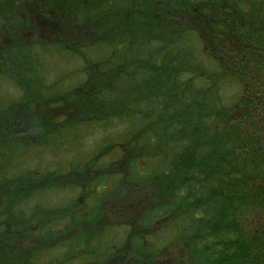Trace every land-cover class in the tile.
Returning <instances> with one entry per match:
<instances>
[{"label":"rangeland","instance_id":"374dc122","mask_svg":"<svg viewBox=\"0 0 264 264\" xmlns=\"http://www.w3.org/2000/svg\"><path fill=\"white\" fill-rule=\"evenodd\" d=\"M125 1L130 4L128 9L120 11L111 4L110 10L97 17L91 16V9L111 0H6L0 6V105H3L0 108V137L4 132L8 137L36 143L50 131L59 138L55 141L51 136L52 144L38 143L9 161L16 177L20 175L16 185L21 192H31V172L39 174L36 187L46 192L45 207L49 209L47 216L53 220L51 227L60 228L59 236L40 242L36 235L39 222L28 221L29 226L22 227L20 238L7 239L6 243L13 244L15 251L1 252V262L3 254L13 252L29 259L33 255L32 247L42 251L50 245L49 250L40 254L43 257L39 259L40 264H75L78 253L83 252L76 247L77 251L68 253L66 248L70 238L74 237L86 246L92 237L105 231L104 237L113 235L115 246H111L114 254L104 264L206 263L208 254H198V246L192 239L175 230V215L146 228H155L153 230H145L146 226L141 224L144 211L171 199L172 182L134 187L125 180H129L127 176L132 173H135L132 179L147 174L168 157L169 149L160 144L163 133L154 123L155 117L153 120L146 117L138 130H135L138 125H130L133 111L129 108L133 99L131 91H134L131 82L127 87L117 88L116 102L93 96L92 91L97 86L115 85L119 78L116 71L121 70L119 63L115 66L109 62L103 64L96 58L100 47H110L112 51L121 48L124 43L118 39L127 31L131 37L125 39H130L131 43L151 42L146 51L135 44L126 48L124 63L119 61L123 70L137 71L136 89L145 81L147 91L144 94H147L148 78L152 73L150 58L154 54L162 56L161 49L165 45L160 41L167 40L166 28L171 27L173 37L170 40L176 43L177 53L156 60V64L163 65L156 82L163 84L164 90L167 79L176 87L181 85L185 92L192 91L190 100L194 97L195 86L201 91V98L205 97L204 104L212 95L217 96L221 104H231V108L237 109V102L252 97L253 93L264 99V0H243L242 10L238 8L236 12L232 10L236 8L235 2L226 0H190L188 7L179 4V0ZM133 15L139 18L134 20ZM153 21L155 24L150 25ZM134 22V27L129 25ZM194 25L199 26L194 29L198 30L196 33L190 29L182 34L181 28H193ZM178 33L180 42L176 39ZM199 34L201 37L197 39ZM256 42L260 46L256 47ZM21 50L27 51L24 59L19 56ZM118 57L117 54L116 60ZM218 59L226 72L215 73ZM24 60L25 66H22ZM234 69L241 71V81L234 77ZM53 86L57 91L51 92ZM204 89L209 93L203 92ZM71 91L74 97L67 98ZM153 91L156 92L152 90L150 95ZM162 93L160 90L159 94ZM42 95H48L47 101L38 104L36 100ZM160 96L157 94L156 97ZM62 115L66 117L60 118ZM115 115L121 119H108L105 123L94 120ZM82 118L87 122L81 121ZM24 119L36 120L38 127ZM170 121L176 123L173 118ZM102 167L104 170L100 169ZM46 169L67 174L64 178L49 177L45 175ZM104 174L106 180H103ZM112 174L124 182L117 192L115 183L109 182ZM64 179L72 180L77 190L64 187ZM95 181L97 185H105L110 192H116L115 196L106 201L107 206L102 207L94 221L75 222L73 219L70 225H65L62 219L77 213L75 204H70L71 198L80 191L82 195H88L91 190L87 187ZM35 202H28V211L34 209L31 206ZM2 204L1 200L0 209ZM41 215L44 216V210ZM167 222H170L168 227L163 226ZM109 228L113 231L108 232ZM164 229H169V234ZM159 233L161 248L153 258L147 252L150 244L146 238L153 235L154 240Z\"/></svg>","mask_w":264,"mask_h":264},{"label":"trees","instance_id":"16d2710c","mask_svg":"<svg viewBox=\"0 0 264 264\" xmlns=\"http://www.w3.org/2000/svg\"><path fill=\"white\" fill-rule=\"evenodd\" d=\"M226 1L235 2L233 4L236 8L232 9L235 12L238 8L241 10L243 8V0L241 2ZM5 3L6 0H0V6ZM111 4L120 11L128 9L130 6L129 2L125 0H111L110 3L92 8L91 16L97 17L98 14L110 10ZM179 4H183V6L186 4L188 7L191 3L190 0H179ZM208 7L210 6L208 5ZM132 17L134 20L139 18L136 15ZM153 24H155L154 21L150 23V25ZM129 25L134 27L135 22ZM197 26L194 25L193 28L190 26L184 30L181 28V32L183 31L182 34H184L185 30L193 29L192 31L196 33L198 30L194 29H199ZM166 29H168L165 33L167 40L160 41L161 44L165 45L164 49H161L162 56H155L154 54L152 58L148 57L151 60L152 66L149 65V68L152 69V73H150L151 80L148 78L150 87L147 94H144V91H147L146 82L143 81L140 88L136 89L135 77L137 74L135 72L137 71L123 70L121 62L124 63L123 57H125L126 48L135 44L146 51V47L150 46L151 42H146V44L144 42L131 43L130 39H125L131 37L127 31L120 37H123L122 39H118L124 43L121 48L117 46L118 49L114 48L112 51L110 47H100V54L96 58L103 61V64L109 62V65L114 64L115 66L119 63L118 69L122 71H116L119 78L115 85L97 86L98 88L96 87L97 89L94 88L92 91L93 96L98 100L116 102L117 88L127 87L131 82V89L134 91H131L133 99L129 109L130 112H133L130 113V125L132 127L138 125L135 129L138 130L145 122L146 117L152 120L155 117L153 121L159 125V128L161 127L163 133L160 144L169 149L168 157L163 158L147 174L142 175L141 178L137 176L132 179V175L135 174L132 173L131 176H127L129 180H125V183L129 182L134 187L139 185L145 187L153 182L173 183L174 181L170 188L171 199L167 203H161L155 209L150 208L144 211L140 222L146 226L144 227L145 230H149L150 228L146 229L148 225H156L175 215L177 218L173 222L175 230L179 235L192 239L193 243L198 246V254L200 252L208 254L205 264H264V99L253 93L252 97H244L243 100L238 101L237 109H233L231 104L223 105L217 96L213 97L212 95L207 97V103L204 104L203 99L205 97L201 98V91L195 89V86L192 100H190L192 91L187 93L184 91V87L182 89L181 85L176 87L172 82H168V79L166 82L163 80L165 83L164 90L163 84L161 86L155 80V78H159L158 73L163 67L159 63L156 64V60L161 57L169 58L168 56H174L177 53L176 43L174 44V41L170 40L173 37L171 27ZM200 37L199 34L197 39ZM176 39L180 42L179 33ZM255 46L258 47L260 44L256 42ZM26 53L27 51L21 50L19 56L21 58L23 56L24 59ZM117 54L119 57L116 60ZM145 59L147 62V57ZM21 65L25 66V60L21 62ZM215 67V73L226 72L221 59L215 62ZM107 69L109 68L107 67ZM141 72L142 70H140ZM123 74L128 79L122 77ZM234 77L241 81V71L234 69ZM55 86L51 92L57 91ZM152 90L156 92L153 91L150 95ZM160 90H163L162 94H159ZM140 92H142L141 95H139ZM203 92L209 93L205 89ZM68 94L67 98L74 97V92L71 91ZM157 94L159 96L164 94V96L159 98L156 97ZM254 96L257 98H253ZM47 98L48 95H42L36 102L44 104ZM75 98L77 99V97ZM2 106L0 105V108ZM138 115L141 116L135 118ZM62 117L66 116L62 115L60 118ZM172 118L175 119L176 123L170 121ZM108 119L118 120L121 117L115 115L94 120L105 123ZM86 120L81 119V121L87 122ZM24 121L38 127L36 120L24 119ZM220 131V134H216ZM49 132H46V136L42 139H37L36 143L8 137L4 132L0 137V201L2 200L3 203V208L0 209V253L14 250L13 244L9 246L6 241L10 237L20 238L22 227L28 228L29 226L28 221L39 222V228L35 233L38 234L37 239L40 242L52 240L60 235V228L51 227L52 217L47 216L49 213L46 211L49 209L45 207L46 192L41 187H36L39 174L31 172L32 191L21 192L19 186L16 185L20 175L16 177L11 170V162L9 161L29 147L38 145V143L50 145L54 140L59 139ZM51 136L54 138L52 141ZM94 169L95 167L92 168V170ZM100 169L104 170L103 167ZM51 170L53 169L51 168ZM51 170L46 169L45 175L64 178L67 174H63L65 171L59 173L57 170ZM106 177L104 174L103 180H106ZM143 179H146L147 182H144ZM64 180L66 183L64 187L77 190L72 180ZM109 182L115 183L116 192L124 184L122 178L113 176V174L110 176ZM51 189L52 187H50ZM87 189L91 190L88 195H82L80 191L71 198L70 204H75L74 208L77 207V213L71 215L69 219L63 218L62 222L65 225H70L73 219L75 222L94 221L98 218L102 207L107 206L106 201L116 194V192L107 190L105 185H97L96 181L92 182ZM33 200H36L31 206L34 209L28 211L27 208L30 206L28 202ZM120 209L123 210L122 207ZM43 210L44 216L41 215ZM168 224L170 222L163 226L168 227ZM153 229L155 228L150 230ZM169 229L171 230V227ZM169 229L164 230L169 234ZM111 230L109 228L108 232ZM105 233V231H100L89 242L85 243L86 246L83 242L79 244V241L74 240V237L70 238L66 248L68 253L77 251L75 250L76 247H80L83 252V254L78 253L75 264H104L114 254V248L111 247L115 246L113 244L115 242L114 237L109 235L106 238L104 237ZM152 236L145 240H149L150 245H148L147 252L153 257L161 248V243L160 233L155 236L154 240ZM50 248V245L46 246L45 250ZM31 250L33 255L29 259L22 254H14L13 252L8 255L3 254V261H0V264H40L39 259L43 258L40 254L44 253L45 250L40 251L36 247H32Z\"/></svg>","mask_w":264,"mask_h":264}]
</instances>
